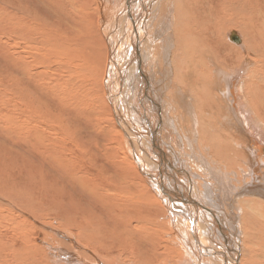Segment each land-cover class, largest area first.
I'll use <instances>...</instances> for the list:
<instances>
[{
    "label": "bare ground",
    "instance_id": "bare-ground-1",
    "mask_svg": "<svg viewBox=\"0 0 264 264\" xmlns=\"http://www.w3.org/2000/svg\"><path fill=\"white\" fill-rule=\"evenodd\" d=\"M26 1L0 2V83H7L1 110L4 103L15 107L0 113V123L22 142L39 139L31 143L33 152L43 161L47 157L44 162L60 177L48 183L41 171L35 180L33 165L19 164L13 145L0 142L9 164H18L34 184L11 191L17 208L27 214L11 211L8 204L0 207V264L59 262L50 256L48 240L38 242L34 227L35 222L42 232L48 228L44 214H38L44 205L51 207L48 202L56 204L52 219L77 237L76 242L62 241L67 262L77 263L82 255L91 264H172L174 257L177 264H209L203 253L212 264H264V197L257 198L264 194L259 169L264 159L261 163L257 156L264 152V0H137L138 8L135 0L119 5L112 0H39L60 20L33 14ZM108 11L110 17L122 15L120 26L115 22V41L112 25L104 27ZM229 29L240 31V45L227 40ZM230 39H238L235 31ZM144 49L147 68L142 67ZM57 71L61 109L50 115L60 118L59 131L54 119L14 92L30 87L41 98L38 103L46 104L45 92L59 82L43 74ZM138 73L143 124L129 99ZM105 98L111 116L100 118ZM89 112L100 121L87 123ZM73 118L87 125L86 139L71 132L81 131L76 123L63 128L62 120ZM36 119L45 123L50 138L35 131ZM164 120L174 124L176 138L166 126L161 129ZM101 125L117 131L120 140L106 142ZM193 138L208 165L201 157L194 159L198 165L188 161L190 154H198ZM245 140L249 148L243 153L240 141ZM222 189L235 214L225 212L223 194L217 193ZM177 206L182 213L174 211ZM2 208H9L5 216ZM65 232L56 231L67 238Z\"/></svg>",
    "mask_w": 264,
    "mask_h": 264
},
{
    "label": "rangeland",
    "instance_id": "rangeland-1",
    "mask_svg": "<svg viewBox=\"0 0 264 264\" xmlns=\"http://www.w3.org/2000/svg\"><path fill=\"white\" fill-rule=\"evenodd\" d=\"M16 1V0H15ZM114 4H120V1L121 0H112ZM119 1V2H118ZM168 1H172V0H168ZM193 2H196L197 0H191ZM0 2H3V3H11L12 0H0ZM205 2H209V0H205ZM23 5H24V2H21ZM27 5H28V8L30 9V11L34 14L35 12H38V13H41L45 16H48L52 19H59L60 20V16H58V14H56L53 10V8L49 5H44L42 4L39 0H27L26 1ZM134 8H138L140 5H139V2L137 0L134 1ZM108 5V4H107ZM112 5V3H111ZM110 5V6H111ZM108 8H111L109 6H107ZM117 7V5H116ZM114 10V9H113ZM111 11H108V15L106 16L107 19H105V25L104 27H109V25H112L109 27L110 31H111V34H112V40H113V31L117 32V27L115 25V22H117L118 26H120V19L122 18L121 16L119 15H113L110 17V13ZM113 22V23H110ZM121 28V27H120ZM231 31H235L236 32V35H237V40H234V39H230V32ZM116 35V34H115ZM242 34L240 33L239 30L237 29H229L228 31H226V37H227V40L235 45H240L243 40H242ZM118 37V34L117 36ZM116 40V39H115ZM113 40V41H115ZM24 41V40H23ZM25 46H28V47H34L32 46L31 44H26L25 42ZM16 51H20V50H16ZM142 61H143V64H142V67H146L148 66V62H149V52L147 50H142ZM1 70V69H0ZM3 74L5 76H8L9 74V71L8 70H4L3 71ZM51 75H53L51 77ZM47 74V73H44L43 74V77H45V79L49 80V79H56L57 83L59 82L58 86L59 87H52L50 86L49 89H47V91L49 93H46L45 92V98L44 101L46 102V104H39L38 101L39 99H41L40 97L38 96H35V92L33 89H31L30 87H28L30 89V91L28 89H25L24 92H22L19 88H14V92L16 95H18L20 98H21V101L22 102H25L26 104L34 107V108H38V112L39 113H45L47 114L48 116H50L52 119H54L56 121V123L54 124V128L56 130L59 131L60 129V118L57 119L55 118L54 116L50 115L52 114V111H55L56 109V112L58 114H60V109L61 108H58L57 106V101H60V81H58L57 79H60V71H57V72H54L52 74ZM56 75V76H55ZM59 75V76H58ZM245 75V74H244ZM39 77H42V76H39ZM42 77V79H43ZM45 79L42 80L39 84H46L45 82ZM86 83V82H84ZM88 83V82H87ZM86 83V84H87ZM140 83H141V79H140V75L138 73V77L137 79L135 80V84L133 85L132 84V87H133V91H132V95L129 97L130 99V102L133 103V109L131 110L132 113L137 117L136 119L138 120V122H140V124H143V119H141L139 116H138V105L140 104L139 102V95H138V91H139V86H140ZM7 83L5 81H3L2 83H0V95L2 94V89L5 88L7 89ZM100 87V94L103 93V83L101 82H98V85ZM93 88L95 87V85L92 86ZM42 91H44L42 89ZM33 94V98L29 97L30 94ZM108 98V96H107ZM107 98H105V102L102 104L101 108H100V118H103V117H106L108 115L111 116V106L109 104V102L107 101ZM230 98V97H228ZM3 100V98L1 97L0 98V113L1 114H4L5 112H10V110L12 108H15V107H12L10 106L9 104H5L3 105V108L5 109V111L3 112L1 110V101ZM30 100H34L35 103L32 104V102ZM68 101H65V103H67ZM19 103V102H17ZM70 107H72V105H70ZM164 107H165V104H162L161 105V111L164 112ZM14 110V109H13ZM12 110V111H13ZM133 116V117H135ZM19 117V116H18ZM22 117V116H21ZM9 118L12 120L11 118V115L9 114ZM78 118V117H77ZM77 118H73L72 120H62V126L63 128H67L69 125H72L73 123H76V127L80 128L81 131L77 133V131L75 130H72L71 132L73 133H76L78 134L80 137H82L83 139H86V134L85 133H89L88 131V127L87 125H84L82 122H79L80 120H78ZM86 118L89 120H86L84 118H81L82 121H88L87 123L90 122V120H98L100 121V118L99 116H96V115H93L92 112H89L87 113L86 115ZM13 121V120H12ZM37 123L35 124V131H38L39 133H43L45 135V137L48 136V133L47 131L44 129V124L43 122H40L39 119H36ZM46 123H48L47 121H45ZM59 124V125H58ZM106 125V124H105ZM144 125H146V123H144ZM166 126L167 129L169 130L170 132V137L171 138H176V128L174 126L173 123H171L170 121H166L164 120L162 122V127L161 129ZM4 127V122L3 123H0V142H6L8 144H12L14 148H11V150H14V157L19 164H24L30 168L31 165H33V168L31 169V174L33 173L34 175V179L35 180H39V176L35 173V172H41V171H45V180L48 182V183H52L55 179V177H60V174L58 172H56L53 168H51L49 165L46 164V162L44 161H47L49 162L48 158H44V161L37 155L33 152L32 150V147L33 146L32 144H37L38 140L39 139H26V141L22 142L21 140H19L17 137H11V131L12 130H9L8 132L3 128ZM101 128L103 130V132L100 130L102 136L104 137V140L106 142H118L120 140V135L117 131H113L112 129L113 128H109L108 126H104V125H101ZM3 129V130H2ZM22 130V129H21ZM16 133V132H15ZM18 133V132H17ZM201 133H204V131H201ZM14 135V134H12ZM15 136V135H14ZM24 138V136H22ZM247 137V135H246ZM13 138V139H12ZM47 138H50V137H47ZM28 140V141H27ZM32 143V144H31ZM146 143H149L148 140H146L145 142H143L142 144H144L142 147L144 150H147L148 146L146 145ZM3 146H7L5 144H2ZM17 146V147H16ZM20 146V147H19ZM145 146V148H144ZM240 146H241V149L243 151V153H246L247 152V149L249 148L248 144H247V141H240ZM9 147V146H7ZM192 147L198 152V154H190L189 157H188V161L194 163L195 165H198L196 163V161L194 160L195 158L197 157H201L204 162L208 165L209 163L206 161V159L203 158V150L202 149H198L197 148V144H196V140L195 138H193V141H192ZM43 152V151H41ZM70 156V155H69ZM258 158L261 159V163H263V160L264 159V152H262L261 154H258L257 155ZM71 157V156H70ZM72 158V157H71ZM72 159H76L75 157L72 158ZM35 161V162H33ZM9 159L5 158V155L3 154V150L0 149V194L1 195H4V198L3 197H0V207H3V205L5 206L6 204H8V206L10 205V210L11 211H16V213H19V214H27V213H24L21 209L19 210L17 207H19L18 204H16L13 199H12V196L15 195V193L11 192L12 190H16V189H21L23 186H26V187H34V184L33 183H29V181L26 179L27 178V173L17 164V165H10L9 164ZM40 164V168H39V165ZM264 164V163H263ZM76 165V163H75ZM36 167V168H34ZM73 167V166H72ZM75 167V166H74ZM38 168V169H37ZM200 168V167H199ZM260 171H264V168L263 167H259ZM264 176V172H261ZM260 175V174H259ZM249 180V179H248ZM262 180V179H261ZM260 180V181H261ZM251 183V181H250ZM227 185V184H226ZM60 186V184H59ZM225 188V187H224ZM217 193L219 196H221L223 194V197H224V201H225V195H224V191L223 189L222 190H217ZM12 195V196H11ZM6 196V197H5ZM254 197H257V196H254ZM264 197V194H259L257 198L261 199ZM237 199H239L237 197ZM264 200V199H263ZM4 202V203H3ZM2 204V205H1ZM13 204V205H11ZM48 204L51 206V207H55V203L53 202H48ZM45 206V209L44 210H39L41 211L40 213L38 214H44L43 215V222L46 223L45 225L48 227L45 232H42L40 231V229H42L41 227L38 226V224H35L34 222V227L39 230V232H37L36 234H38L39 236V239H38V242L41 241L40 238H44L45 240H48L50 246H51V251H50V256L53 255L55 258H58V261L59 262H55V263H50V264H61L63 262H65V264H79V262L82 264L81 260L84 258L85 260V263L87 264H91L90 261H88V259L85 257V256H82L79 258V262L77 263H71V262H67V259H69V255L61 249V247H63L62 245V241H65V240H68L69 243H70V240H74L76 242V236L75 234L73 233V231L71 230L70 231V235L65 232V227L64 225L61 223L60 224V221L58 220H53L52 217H53V214H56L55 213V210H53L51 207L49 206ZM179 206V205H178ZM175 208L174 211H180V207L178 208ZM223 206H224V209H225V212L227 214H235V209H230V207L228 206V203L225 201L223 203ZM5 209H9V208H2L1 209V213L2 215L3 214H6L5 213ZM57 209V208H56ZM29 210V209H27ZM57 210H60L57 209ZM20 211V212H19ZM30 211V210H29ZM37 211V210H36ZM215 211H218V208L216 207L215 208ZM5 216V215H3ZM242 217V216H241ZM188 221V220H187ZM28 223L31 224V222L28 221ZM205 227L210 230L211 229V224L206 221V225ZM221 228V227H220ZM233 228V234H235V226H232ZM55 230V231H53ZM220 230V229H219ZM56 231H62V232H65L67 234V238H63L61 235L57 234ZM214 231V230H213ZM191 237H193L194 235L192 234L191 230H187L186 231ZM27 233H29V235L31 236V227L30 228H27ZM35 234V235H36ZM220 234V233H219ZM195 238V237H194ZM30 240H32L30 238ZM61 242V244H60ZM194 247L198 246V243L196 242V238L194 240ZM206 244L209 245L211 244V239L210 237H208L206 239ZM67 249V248H66ZM68 250V249H67ZM70 253L75 254L74 251H70ZM106 254V253H105ZM163 255H161L162 257ZM99 258H104L102 257L101 255H99ZM176 257H174L171 262L172 264H177V261L178 260H175ZM208 260V263L209 264H212L211 262V259L207 256H204V254L202 253V260ZM227 258L225 257V260ZM62 260V261H61ZM66 260V261H65ZM99 262L101 264H112V263H108V262H103L101 260H99ZM170 262V263H171ZM188 261H183V264H189L187 263ZM228 263V262H227Z\"/></svg>",
    "mask_w": 264,
    "mask_h": 264
}]
</instances>
